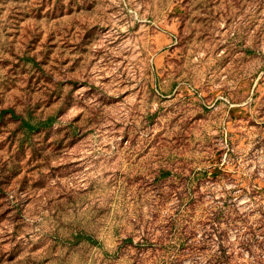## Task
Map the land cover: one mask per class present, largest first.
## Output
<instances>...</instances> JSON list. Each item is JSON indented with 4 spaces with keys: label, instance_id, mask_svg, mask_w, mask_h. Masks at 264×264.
Returning a JSON list of instances; mask_svg holds the SVG:
<instances>
[{
    "label": "rangeland",
    "instance_id": "obj_1",
    "mask_svg": "<svg viewBox=\"0 0 264 264\" xmlns=\"http://www.w3.org/2000/svg\"><path fill=\"white\" fill-rule=\"evenodd\" d=\"M143 237L264 264V0H0V264Z\"/></svg>",
    "mask_w": 264,
    "mask_h": 264
},
{
    "label": "trees",
    "instance_id": "obj_2",
    "mask_svg": "<svg viewBox=\"0 0 264 264\" xmlns=\"http://www.w3.org/2000/svg\"><path fill=\"white\" fill-rule=\"evenodd\" d=\"M24 123V121H22ZM48 121L43 122L42 124H46ZM26 128L29 130H36L40 125H33L31 123H25ZM74 240L72 241L73 243H80L81 240H84L86 242H91L93 241L92 238L89 235H86L84 233H77L76 235L73 236ZM125 240H130L132 241L131 238L125 239ZM146 240L147 237H143L138 241L137 243L134 244V256L132 258L131 264H143L145 261V251H147L146 248ZM125 242V241H124ZM224 261L226 263H229V256L224 252V250L218 251L217 254H214V261Z\"/></svg>",
    "mask_w": 264,
    "mask_h": 264
}]
</instances>
